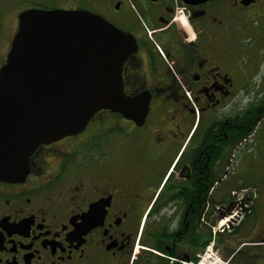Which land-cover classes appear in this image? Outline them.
<instances>
[{
	"label": "flooded vegetation",
	"instance_id": "1",
	"mask_svg": "<svg viewBox=\"0 0 264 264\" xmlns=\"http://www.w3.org/2000/svg\"><path fill=\"white\" fill-rule=\"evenodd\" d=\"M77 13L125 46L123 92L147 112L100 111L0 180V264H188L242 207L228 261L264 264V187L230 186L264 156V77L246 46L264 37V0H0V71L31 30L75 34Z\"/></svg>",
	"mask_w": 264,
	"mask_h": 264
},
{
	"label": "water",
	"instance_id": "2",
	"mask_svg": "<svg viewBox=\"0 0 264 264\" xmlns=\"http://www.w3.org/2000/svg\"><path fill=\"white\" fill-rule=\"evenodd\" d=\"M73 17L75 34L46 40L31 30L17 61L0 71V180L23 177L39 145L80 133L100 111L144 119L147 106L123 92L125 46L96 19ZM33 18L47 27L61 17ZM22 42L18 35L14 48Z\"/></svg>",
	"mask_w": 264,
	"mask_h": 264
},
{
	"label": "rangeland",
	"instance_id": "3",
	"mask_svg": "<svg viewBox=\"0 0 264 264\" xmlns=\"http://www.w3.org/2000/svg\"><path fill=\"white\" fill-rule=\"evenodd\" d=\"M255 33L261 32L264 33V22L256 24L254 26ZM262 36H255L252 40L246 43L247 51L250 53V56L253 58L252 63V72L251 76L255 77V80H260L262 77H264V37ZM244 45V43H243ZM255 158V154L253 156ZM256 164L250 168L247 172L241 171L237 173L238 181L235 179L236 182H234L233 185H230L231 187H236L237 189H244L248 192L256 193L257 191L261 190L264 187V156H259L258 159H256ZM240 177V178H239ZM240 182V183H239ZM229 187V186H228ZM229 190V188H228ZM243 213V207L241 208ZM244 214V213H243ZM230 215H227L228 217ZM241 219V216L239 215L234 219V222L232 225L224 228L223 233V239L217 238V240L214 243V249L218 251L219 256L221 259L225 262L228 261V255L229 251H233L237 249L238 244L236 241H233L232 247H227L225 245V242L227 241L228 237H230L233 234V231L238 227L239 221ZM222 235V234H221ZM141 252V250H139ZM202 251L196 252L195 257L199 255ZM138 256V254H137ZM198 262V261H196ZM195 262V263H196Z\"/></svg>",
	"mask_w": 264,
	"mask_h": 264
},
{
	"label": "built area",
	"instance_id": "4",
	"mask_svg": "<svg viewBox=\"0 0 264 264\" xmlns=\"http://www.w3.org/2000/svg\"><path fill=\"white\" fill-rule=\"evenodd\" d=\"M240 210L233 211L230 216L220 220L217 225L212 228V239L206 246L204 251L201 254L197 255L198 262L189 264H229V261L224 262L219 256L218 251L214 249V239L217 234H221L224 232L225 227H228L229 229V226L232 225L234 219L240 215Z\"/></svg>",
	"mask_w": 264,
	"mask_h": 264
},
{
	"label": "trees",
	"instance_id": "5",
	"mask_svg": "<svg viewBox=\"0 0 264 264\" xmlns=\"http://www.w3.org/2000/svg\"><path fill=\"white\" fill-rule=\"evenodd\" d=\"M235 231H237V229H236ZM234 233H235V232H234ZM210 236H211V234L209 233V239H210ZM205 245H207V244H205ZM190 260H191V261H196V257L193 256Z\"/></svg>",
	"mask_w": 264,
	"mask_h": 264
},
{
	"label": "clouds",
	"instance_id": "6",
	"mask_svg": "<svg viewBox=\"0 0 264 264\" xmlns=\"http://www.w3.org/2000/svg\"><path fill=\"white\" fill-rule=\"evenodd\" d=\"M182 11V10H181ZM186 20V18H184Z\"/></svg>",
	"mask_w": 264,
	"mask_h": 264
}]
</instances>
